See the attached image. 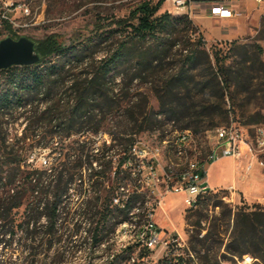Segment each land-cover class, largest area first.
Instances as JSON below:
<instances>
[{"label": "trees", "instance_id": "16d2710c", "mask_svg": "<svg viewBox=\"0 0 264 264\" xmlns=\"http://www.w3.org/2000/svg\"><path fill=\"white\" fill-rule=\"evenodd\" d=\"M164 1H141L133 11L137 23L131 24V29L100 59L93 57L95 39L67 45L48 36L34 43L39 55L37 63L0 70L5 74L4 81L0 82V117L19 109L29 113L24 133L15 139L1 135L3 123H0V235L20 233L29 239L25 243V250L31 253L28 264L36 261V238H40L39 245H46L47 251L54 250L53 255L41 264H60L66 251L61 247L74 241L82 228L81 222L89 226L87 237L91 254L95 247L105 242V230L112 212L118 210L121 216L113 226L132 221L136 216L134 207L143 201L144 194L138 191L137 185L128 189L121 174L132 167V163L126 168L123 165L132 161L130 155L137 143L135 138H125L126 132L122 136L112 134L115 144L124 145V154L118 158L114 178L108 182L104 180V174L111 168V162L103 160L107 150L100 147L94 151L92 144L80 143L79 139H72L63 147L57 145L59 140L73 134L99 132L106 114L120 107L115 98V86L126 79L130 83L140 78L164 58L160 34L180 23L188 30L198 31L187 13L165 11L157 14ZM260 21L264 26V14ZM206 44L207 40L199 33L191 47L183 48L179 65L155 90L159 103L157 111L147 114L146 98L131 105L127 115L132 127L153 128L163 123L160 119L163 116L174 128L190 129L197 134L204 128V116L212 115L214 110L226 117L232 113L235 109L232 87L242 78V68L228 58L237 53L246 58L251 51L236 40L230 41L224 54L212 47L207 49ZM253 52L259 56L258 51ZM88 56L90 61H86ZM131 60L134 71L121 70L124 63ZM202 67L206 73L202 75L204 79L199 92L207 97L199 100L189 84L195 81L198 74L195 72ZM76 68L81 69L74 72ZM117 77L119 81H116ZM208 88L211 89L209 93ZM212 94L216 96L214 103L210 99ZM226 99L229 100L228 108ZM41 104L43 107L39 110ZM180 121L182 124L178 125ZM43 127H48L50 137L43 136L40 146L56 154L54 164L48 169H22L17 145L22 141H33L36 130ZM54 142H58L57 145H53ZM122 186L127 190H121ZM71 190H76L82 197L78 205L70 198ZM215 194L200 197L196 207L185 209L192 225L188 242L182 245L172 239L154 264H239L246 254L264 264V209L240 207L233 211L228 208L226 213L210 219L209 213L203 210L209 206L210 199L216 198ZM115 197L118 202H114ZM222 203V199H216L213 205L219 207ZM231 222L227 233L226 228L221 227ZM138 246L137 257H134ZM152 252L153 249L143 244L138 235L135 242L110 251L104 264H143ZM85 264L93 263L89 259Z\"/></svg>", "mask_w": 264, "mask_h": 264}, {"label": "rangeland", "instance_id": "374dc122", "mask_svg": "<svg viewBox=\"0 0 264 264\" xmlns=\"http://www.w3.org/2000/svg\"><path fill=\"white\" fill-rule=\"evenodd\" d=\"M141 1L144 0H0V11L10 5H12L11 8L13 9L15 5L21 3L26 4L30 9L29 14L24 13V16L19 9H13L10 15L15 17L18 26L10 25L8 27L6 25L0 29V39L8 36L13 38L26 36L37 44L39 40L50 36L68 45L83 42L90 38L97 41V43L94 42L93 57L100 59L131 29V24L137 23V19L133 16V11ZM151 1L156 2L157 0ZM214 1L220 2L223 0ZM254 3L252 0V4ZM261 4H264V1ZM207 5L210 6L211 4ZM171 9V0H165L157 14ZM196 9L198 10V6ZM194 21L193 23L196 25ZM197 28L198 31L196 32L188 30L180 23L174 28H169L160 34L159 37L163 46L161 54L164 58L155 68L149 70L140 78L134 79L130 83L126 79L124 83L115 86V98L120 107L106 114L107 116L103 120L98 133L80 132L73 134L70 138L59 140V143H53V145H57L58 143L57 146L62 145L63 147L70 140L79 139L80 143L84 141L87 145L92 144L94 151L100 147L107 150L103 160L111 162V168L104 174V180L108 182L114 178V165L118 158L124 154V145L115 144V141L112 140V134L115 133L122 136L126 132L124 134L125 138L131 137L137 140V149L136 152L132 151L130 155L132 167L130 170L121 173L125 177L123 181L128 189L137 185L144 194L143 201H140L139 210H135L136 216L132 221L113 226L114 221L118 220L121 216L118 210L112 212L105 230L107 235L106 240L100 246L95 247L91 254H89L90 241L87 237L89 226L81 222L82 228L78 235L74 237V241L67 243L65 247H61L63 250L66 249V251L60 264H85L89 259L93 264H104L110 251H117L125 245L136 241L141 229L140 225L144 223V213L153 208L155 209L154 220L158 223L159 227H162L160 234L162 240L170 242L174 239L178 243L185 245L188 242L192 229L190 219L188 218L189 213H185L187 207L182 200V196L173 194L167 190L166 181L164 180V168L169 163L170 170H182L186 167L187 159L197 158L196 151L198 149L199 157H205L204 155L209 151L207 149L215 141L214 129L219 126L231 123L243 125L246 122L245 127L252 132L260 124H264V26L261 25L260 20L256 25H251L247 32L235 39L239 45H247L251 51L246 54V58L240 53H237L232 58H228V61L233 60L242 68V78L240 77L236 80L232 87L235 96V109L228 117L220 114L219 110H214L212 115L204 116V120L202 121L204 128L196 134L191 146H184V156L179 155L175 150L173 141L176 134L172 122L168 121L167 118L164 119L161 116L160 119L163 120V123H159V125H155L149 129L134 128L129 123L127 110L133 103L143 102L146 98L148 100L146 106L147 114L159 109L155 90L161 87L164 78L172 69H175L179 65L182 53L184 52L183 48L191 47L192 41L197 39L199 33L204 36L200 28L198 26ZM229 46L230 41L221 40H209L206 44L207 49L212 47V49L220 50L223 54L226 53ZM253 51H258L259 56L255 55ZM90 59L88 56L86 61H90ZM211 59L214 65L215 62L212 56ZM133 64V60L125 62L121 70L124 69L128 73H132L134 71L132 69ZM128 67H131V69L127 70ZM80 69L76 68L74 72H78ZM195 73L198 74H196L195 81L190 82L189 87L196 94V99L203 100L207 96L202 95L199 90L202 87L201 82L204 79L202 75L206 73V69L202 67ZM4 75L3 72L0 73L1 83L4 81ZM116 81H119V77H117ZM207 91L209 93L211 89L208 88ZM210 99L214 103L216 96L212 94ZM225 106L229 107L228 99H226ZM42 107L43 105L41 104L39 110ZM28 114L23 113V109H19L11 115L1 116L0 123H3L1 127L2 131L0 130L1 135L14 139L21 136L28 121L26 118ZM98 117L102 118L101 115ZM179 124H182L181 121ZM205 127L208 128L205 129ZM30 133L28 131V134ZM36 133L37 136L33 141H22L17 145L22 159V169H48L54 164L56 154L51 152L49 148L40 146L43 143V136L46 139L50 137L48 136V127L36 130ZM44 160H46V164H44ZM247 161L248 156H244L238 160L237 179L240 186H249L252 196H248L238 190L234 194H231L226 188H216L215 192H210L216 193V198L210 199L208 202L209 206L203 210L204 213H209L210 219L226 213L228 208H231L233 211L240 207L264 209L263 169L258 163H255L252 172L247 176L248 178L243 180L239 176L240 173L244 172ZM148 162L153 163L156 167L155 177L149 172V168L147 167ZM143 166L147 168H143ZM139 169H142V174L138 172ZM84 172L88 173V170ZM212 175V169L209 168L208 183L210 186L225 185L231 182L233 175V162L231 158L219 162V167L216 171V181H213ZM139 178L142 180H139ZM69 193L70 198L78 205L82 199L80 194L76 190H71ZM161 198L164 201V208L157 209L158 201ZM216 199H222L223 201L219 207H214L213 205ZM138 222H141V224H138ZM231 224L232 222L221 228H226L227 233H229ZM6 228L7 226L4 227V229ZM202 232L204 233L205 230ZM39 241L40 238H36L37 247L34 249L36 253L34 259L36 261L33 264H41L44 259L48 260L54 252L53 249L47 251L46 245H39ZM28 242L29 239L24 238L20 233L15 236L0 235V264H28L31 257V253L25 250V243ZM63 242L62 244H64ZM167 245L162 244V242L158 244L153 249L150 258L143 264L156 263L163 256ZM139 248L140 246L136 248L134 257H137ZM251 264H260V262L256 259Z\"/></svg>", "mask_w": 264, "mask_h": 264}, {"label": "built area", "instance_id": "2783aa9c", "mask_svg": "<svg viewBox=\"0 0 264 264\" xmlns=\"http://www.w3.org/2000/svg\"><path fill=\"white\" fill-rule=\"evenodd\" d=\"M260 3L263 0H255ZM172 8L187 9L188 15L192 14V4L191 0H171ZM9 7L2 9L0 11V29L6 25L18 26V22L15 17L10 15V12L14 9H19L24 16V10H30L29 7L24 4H17L11 8ZM210 13L218 17H230L235 14V9L232 6L219 2L210 6ZM175 130V140L173 141L176 152L181 153L182 146H191L192 141L196 137V134L190 129H177ZM259 136V146L256 147V151H249V136H247V131L245 125L231 123L225 126H219L214 129V145L210 153L206 158H199V149L197 150V159L195 164L189 168L187 172L171 171L169 168V163L166 165L164 180L166 181L167 190L173 194H178L182 196V200L186 207H196L198 201H196V192L202 191H213L215 192L216 188H213L209 185L206 180V169L209 164L222 158V157H231L233 159L239 160L244 156H248V161L244 167V175H249L252 172L253 166L255 163L263 169L264 172V124H260V133ZM137 143L132 148L133 152H136ZM46 164V160L43 161ZM132 161L126 162L123 167L131 165ZM115 166V165H114ZM145 166H143L144 168ZM150 174L156 176V167L153 163H147ZM145 167V168H147ZM115 169V167H114ZM142 174V169L138 171ZM159 179L158 177H156ZM139 180H142L139 178ZM121 190L126 191L122 186ZM231 194L235 193V188L233 185L226 187ZM140 190V187L138 189ZM225 198V197H223ZM115 202H118V197L114 198ZM140 201L134 207L135 210H139ZM164 208V201L159 199L157 209ZM155 209L147 210L144 213V223L140 227H144V234H138L141 238L143 244H145L150 249H154L158 244L167 245L169 242L167 240H162L161 230L154 220ZM126 230V229H124ZM256 260L255 257L251 255H243L242 259L239 261V264H251Z\"/></svg>", "mask_w": 264, "mask_h": 264}, {"label": "crops", "instance_id": "0c3cea01", "mask_svg": "<svg viewBox=\"0 0 264 264\" xmlns=\"http://www.w3.org/2000/svg\"><path fill=\"white\" fill-rule=\"evenodd\" d=\"M252 4V0H223L220 2L226 3L235 9V14L230 17H218L210 13V6L214 5L216 2L213 0H191L192 4V14L190 18L195 22V24L203 32L205 39L209 40H221V41H231L239 38L242 34L247 32L251 25H256L260 17L264 14V4L262 2ZM207 4H211L208 6ZM198 6V10L196 9ZM195 8V9H194ZM197 18V19H196ZM231 157H222L207 166L206 169V180L208 182V169H212V179L216 181V171L219 167V162L225 161ZM233 162V175L231 182L227 184H219L211 186L213 188H226L233 185L235 190L242 191L248 196H252L249 186L238 184V171L237 163L238 160L231 158ZM241 162V161H240ZM250 175V174H249ZM243 173H240V178L245 180L248 178ZM157 223V222H156ZM158 224V223H157ZM159 226V225H158ZM162 228V227H160Z\"/></svg>", "mask_w": 264, "mask_h": 264}, {"label": "water", "instance_id": "95a60500", "mask_svg": "<svg viewBox=\"0 0 264 264\" xmlns=\"http://www.w3.org/2000/svg\"><path fill=\"white\" fill-rule=\"evenodd\" d=\"M39 61L34 41L26 36L0 39V70L13 65H32Z\"/></svg>", "mask_w": 264, "mask_h": 264}, {"label": "bare ground", "instance_id": "6f19581e", "mask_svg": "<svg viewBox=\"0 0 264 264\" xmlns=\"http://www.w3.org/2000/svg\"><path fill=\"white\" fill-rule=\"evenodd\" d=\"M29 10H24L25 14H29ZM169 12H171L172 14H184L187 13V9H179V8H172L171 10H169ZM188 14V13H187ZM190 16V15H189ZM246 131H247V136H249V151H256V147L259 146V136L258 133H260V126L256 127V129L252 132L249 131V129L247 127H245ZM173 145V144H171ZM214 143L212 144V146L207 149L209 150L208 153L211 152L212 148H213ZM172 149V148H171ZM170 150V149H169ZM197 152V151H196ZM172 153V152H170ZM178 153V152H177ZM201 153V152H200ZM208 153L206 155H204L206 158L208 156ZM181 156H184L185 154V148L184 146H182V150L181 153H178ZM205 154V153H204ZM177 155V154H176ZM178 155V156H179ZM180 156V157H181ZM186 156V155H185ZM194 156V155H193ZM196 157V156H194ZM185 158V157H184ZM200 158V157H199ZM197 158H190L187 159L186 162V167H184L182 170H180L179 172H187L189 170L190 167H192V165L195 164ZM172 163V162H171ZM179 163V162H178ZM170 165V164H169ZM171 171H174L171 169ZM211 191H202V192H196V201L199 200L200 197H203L207 194H209ZM139 234H144V227H141V229L139 230Z\"/></svg>", "mask_w": 264, "mask_h": 264}]
</instances>
